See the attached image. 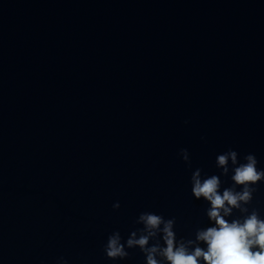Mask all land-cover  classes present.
Listing matches in <instances>:
<instances>
[{
    "label": "water",
    "instance_id": "obj_1",
    "mask_svg": "<svg viewBox=\"0 0 264 264\" xmlns=\"http://www.w3.org/2000/svg\"><path fill=\"white\" fill-rule=\"evenodd\" d=\"M229 149L264 170V0H0V264H146L108 237L195 239Z\"/></svg>",
    "mask_w": 264,
    "mask_h": 264
},
{
    "label": "clouds",
    "instance_id": "obj_2",
    "mask_svg": "<svg viewBox=\"0 0 264 264\" xmlns=\"http://www.w3.org/2000/svg\"><path fill=\"white\" fill-rule=\"evenodd\" d=\"M180 155L190 166L188 151L182 149ZM244 161L241 163L239 154L231 149L217 156L220 175L231 174L233 181L222 193L220 176H203L199 168L193 172L192 194L196 200L210 204L206 215L212 225L197 228L195 239L178 240L175 219L144 212L137 220L143 228L131 232L126 244L118 231L108 237L107 257L114 261L127 259L126 248H139L146 256V264H264V218L258 210L248 207L257 186L264 182V170L258 168L254 154L246 155ZM113 207L119 209L120 204ZM236 212L241 216L230 219ZM150 241L155 243L150 246Z\"/></svg>",
    "mask_w": 264,
    "mask_h": 264
}]
</instances>
